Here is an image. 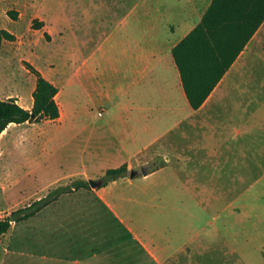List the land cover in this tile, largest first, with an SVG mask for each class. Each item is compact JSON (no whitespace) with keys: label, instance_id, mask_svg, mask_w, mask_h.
Instances as JSON below:
<instances>
[{"label":"rangeland","instance_id":"obj_1","mask_svg":"<svg viewBox=\"0 0 264 264\" xmlns=\"http://www.w3.org/2000/svg\"><path fill=\"white\" fill-rule=\"evenodd\" d=\"M134 1L0 0V30L12 34L0 44V97L17 95L32 107L36 77L25 61L65 75L57 83L62 106L57 119L11 123L0 135L1 218L55 186L102 178L108 167L121 165V143L104 127L109 111L103 117L99 111L110 108L104 99L107 88L115 92L121 84V13ZM107 35L112 38L96 57H83L76 48L66 56L59 52L65 42L87 52ZM88 66L96 67L95 75L85 70ZM243 156L239 152L238 159ZM127 163L126 176L66 193L35 216L14 222L0 237V264H206L203 255L207 264H243L229 242L237 231L246 236L245 228L255 244L252 264H264L255 248L264 247V177L252 187L248 183L264 168L248 169V174L226 169L243 173L232 192L251 188L255 196L244 220L219 214L217 205L224 202L192 206L167 194V186L152 185L147 174L131 177L133 168L153 161ZM225 219L234 227L222 237L216 231Z\"/></svg>","mask_w":264,"mask_h":264},{"label":"crops","instance_id":"obj_2","mask_svg":"<svg viewBox=\"0 0 264 264\" xmlns=\"http://www.w3.org/2000/svg\"><path fill=\"white\" fill-rule=\"evenodd\" d=\"M212 1L136 0L123 7L121 84L115 92L107 88L104 99L110 108L104 109L102 117L109 111L104 127L109 137L121 143V164H157L164 160L163 165L145 175L152 185L167 186V194L192 206L224 202L217 205L219 214L227 212L245 220L249 215L248 202L255 196L249 191L251 188L232 192L243 173L226 169H246L248 174V169L264 168V21L203 104L194 108L172 50L202 20ZM61 37L67 39V35ZM111 38L107 35L87 52L80 45L65 42L59 52L66 56L76 48L83 57H96L100 51L104 53ZM90 66L85 70L95 75L96 67ZM38 68L56 85L65 78L64 72ZM11 96L19 97L6 98ZM18 101L24 105L21 98ZM59 106L62 113L60 103ZM239 152L244 154L240 159ZM249 152L254 156L249 157ZM263 177L264 173L248 183L252 187ZM228 222L225 219V226L216 231L222 237L234 227ZM241 232L246 236L235 232L229 250H238L235 255L241 263L252 264L250 249L255 244L247 239L252 237L247 228ZM216 245L223 249L221 243ZM255 248L264 258V247ZM224 253L229 254L227 250ZM205 259L207 256L203 255L201 261L207 264Z\"/></svg>","mask_w":264,"mask_h":264},{"label":"trees","instance_id":"obj_3","mask_svg":"<svg viewBox=\"0 0 264 264\" xmlns=\"http://www.w3.org/2000/svg\"><path fill=\"white\" fill-rule=\"evenodd\" d=\"M9 15L17 19L12 10ZM263 21L264 0H213L202 20L174 46L173 56L194 108L203 104ZM33 25L38 28L40 23L35 20ZM11 35L9 30L1 29L0 44L3 38ZM25 65L36 77L33 105L25 107L15 96L0 98V135L11 123L55 120L61 114L56 99L58 86L31 62L25 61ZM163 164L164 160H160L148 166V170L151 172ZM128 170V164L124 162L108 167L102 178L105 183L116 180L126 176ZM89 186L85 178L73 179L53 187L43 197L11 211L8 216L0 217V237L9 231L14 222L25 221L62 195Z\"/></svg>","mask_w":264,"mask_h":264},{"label":"water","instance_id":"obj_4","mask_svg":"<svg viewBox=\"0 0 264 264\" xmlns=\"http://www.w3.org/2000/svg\"><path fill=\"white\" fill-rule=\"evenodd\" d=\"M148 173L149 170L147 167H143L141 168V170L133 168L131 170L130 175L132 178H135L141 174H148ZM88 181L93 187L103 186L105 184V180L103 178H89Z\"/></svg>","mask_w":264,"mask_h":264},{"label":"built area","instance_id":"obj_5","mask_svg":"<svg viewBox=\"0 0 264 264\" xmlns=\"http://www.w3.org/2000/svg\"><path fill=\"white\" fill-rule=\"evenodd\" d=\"M104 114V110H100L99 111V115L101 116V115H103Z\"/></svg>","mask_w":264,"mask_h":264}]
</instances>
